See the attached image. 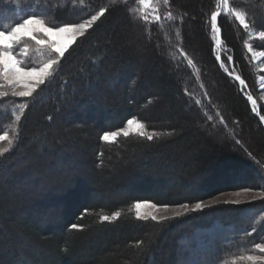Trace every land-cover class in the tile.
Masks as SVG:
<instances>
[{"label": "trees", "instance_id": "16d2710c", "mask_svg": "<svg viewBox=\"0 0 264 264\" xmlns=\"http://www.w3.org/2000/svg\"><path fill=\"white\" fill-rule=\"evenodd\" d=\"M169 2L166 14L173 18L148 23L137 0H0L4 28L29 14L62 26L108 9L34 98L9 90L0 98V135L7 132L13 141L0 156V264H250L239 257L262 255L254 244L264 238V199L160 222L136 218L138 202L194 205L235 182L237 189L264 192V105L258 97L264 71L245 47L247 40L255 52L264 51L257 35L264 0H229L255 27L246 31L222 12L220 60L210 18L220 0ZM26 43L32 66H42L49 56ZM24 46L16 52L22 62ZM133 118L155 134L153 140L100 139ZM57 183L64 200L51 197L60 190ZM115 211L118 219L100 220ZM244 211L250 220L239 222Z\"/></svg>", "mask_w": 264, "mask_h": 264}, {"label": "snow or ice", "instance_id": "6c2138e0", "mask_svg": "<svg viewBox=\"0 0 264 264\" xmlns=\"http://www.w3.org/2000/svg\"><path fill=\"white\" fill-rule=\"evenodd\" d=\"M137 3L139 5L147 6L150 3V0H137ZM157 3H159V0H157ZM163 4L170 6L169 0H163ZM215 7L217 10L212 11L210 14L211 28L214 34H219L221 31L217 21L218 17H221L222 12H230L235 20L239 22L240 26L246 31L250 27H255V25L247 19L246 12L236 11L234 6H229V0H220V3L215 5ZM107 11V8L101 7L95 15H91L89 19H86L83 22L64 23L62 26L59 23L50 26L45 22L44 18L36 14H29L26 18L14 23L10 28L0 26V79L4 82L3 84H0V98L9 96L8 89H11V95L13 97H33V94L37 93L38 90H41V86L45 85L49 81V78L54 75V71L58 70V65L62 58L65 57V53L76 42L77 38L83 37ZM167 18H173L171 11L167 13ZM182 18L183 17H181V19ZM141 19L147 21L148 17L144 15ZM161 19L162 17L160 15L157 14L155 16L156 22H159ZM257 35L259 41L264 42V25L257 29ZM177 36H179V33H177ZM27 41H33L36 45L37 51L49 56V59H47L42 66H32L31 57L28 56ZM217 43L219 44V41H217ZM21 44L25 45L22 53L24 56L23 62L17 58L16 54L17 46ZM245 47L248 52L253 53L254 56L256 55L253 44L248 43L247 40L245 41ZM182 55L186 54L182 53ZM259 55L264 56V51L260 52ZM220 59L221 57L217 56V60ZM226 62L231 63L232 57L227 56ZM187 63L191 65L193 61L188 59ZM224 66L225 61H221V67ZM262 71H264V69H262ZM234 79L238 81L240 85L246 87V82L240 75H235ZM261 86L264 87V79L261 80ZM247 100L252 103L253 111H257L255 107L257 102L253 99V96L248 95ZM196 103L200 104V101L197 100ZM27 107V104L21 105L20 111L23 112ZM217 115H219V113H217ZM49 119H51V117H49ZM207 119L212 120L213 117L208 116ZM16 120L19 121L20 116H16ZM260 121L264 122V115L260 116ZM220 123H224L222 116L220 117ZM134 129L137 135L142 136L149 141L153 140L155 134H147L145 124L135 118L127 121L126 128H121L119 131L114 132H105L100 139L114 142L121 134L124 137H128L133 133ZM2 141H7L9 146L0 148V156L8 153L13 146V141L9 138L7 132L0 135V142ZM237 143H239V141H237ZM236 195H239V193ZM225 203H239V201H225ZM209 206L210 205L203 202H198L191 209H189L187 204L182 207L188 211H197ZM144 207L156 208L157 206L155 204H148L147 202L136 203L134 208L137 219L146 220L149 218L148 215L141 213V209ZM166 210L167 208L165 207V211ZM181 214V212L174 213L177 217ZM120 215L121 213L119 211H115L111 215L100 216V220L111 222L118 219ZM168 218L169 217L166 216L158 218L155 214L150 215V219L156 222ZM72 227L75 229L77 228V225L74 224ZM253 231L255 232L256 229L253 228ZM248 235H251V233H248ZM141 243H143V241L137 242V244ZM254 250L260 254H264V238L261 239V242L254 244ZM239 259L247 260L250 264H264V255L240 256Z\"/></svg>", "mask_w": 264, "mask_h": 264}, {"label": "rangeland", "instance_id": "374dc122", "mask_svg": "<svg viewBox=\"0 0 264 264\" xmlns=\"http://www.w3.org/2000/svg\"><path fill=\"white\" fill-rule=\"evenodd\" d=\"M139 12H140L141 17L144 16V15H146L148 17V20L146 21L148 23H156L155 16L157 14L162 17L161 20H163L164 18L167 17V14H166V5L163 4V0H159V3H157V0H150V3L147 6H144V5H140L139 6ZM214 36H215V39L214 40H215L216 45L218 47L217 48V54L219 56L221 53H220V50H219V45L220 44L217 43V41H219L218 40V34H214ZM34 45H35V43H34ZM255 53H256L255 56L252 53V57H253L252 59L254 60V63L256 64V67L259 70L262 71V69H264L263 56L259 55L258 52H255ZM224 68L228 72L233 71V67H232L231 64L229 66L228 65L225 66ZM262 79H264V77H260L259 78V81H258L259 82V85H260V87H259V96L258 97H259V99L261 101V104L264 105V87L261 86V80ZM3 83H4L3 80L0 79V84H3ZM8 90L11 92V89H8ZM251 105H252V103H251ZM255 107H256V109L258 111V102L256 103ZM257 111H255V112L257 113ZM263 124H264V122H263ZM126 127H127V125H126ZM147 134H149V133L147 132ZM131 135L139 136V135H137L135 133V129H134L133 133L130 134L129 136H131ZM122 136H123L122 134L119 135L116 138V140L118 138L122 137ZM105 142H108V141H105ZM108 143H112V142H108ZM107 181H110V180H106V182ZM235 183H236V185H234V187H231L225 193H222V194L217 195V196H215L213 198H210V199L204 201L203 203H205L207 205H210L209 207H216L218 205H230V204L247 206V205H249L251 203H254L256 201H262L264 199V192H262L261 190H258V189L253 188V187H251V188H245V189H243V188L237 189L239 185H237L238 182H235ZM57 186H59L60 190H55V192H53L54 195L52 193H47L46 190H45V192L43 194L46 195L48 198L50 197L49 194H52L51 197L55 196V198H56V195H60L57 198H60L61 197V199H63L64 196H65V190L63 188V185H61V183H57ZM237 193H239V195H236ZM235 200H238L239 203H225V201H235ZM148 204H151V203H148ZM194 205H188L189 209L193 208ZM49 207H52V206L49 205ZM55 207L56 206H54V208ZM60 207L61 206H57L56 208H60ZM166 208H167V210L165 211V207H159V206H157L156 208L144 207V208L141 209V213L144 214V215H148L149 216L148 219H150V215L151 214H155L158 218L161 217V216H166V217L171 218V217H176L174 215V213H176V212H181L182 214H185L187 212H191V211L185 210L182 206L181 207H166ZM205 208H208V207H205ZM250 214H251L250 211H244V214L241 216L242 219H240L239 222L246 221V220H250V216H251ZM220 217L223 218L224 215H221ZM242 230L243 229L241 227L238 229L239 232H241ZM234 237H236V236H234ZM239 241H241V239ZM262 255H264V254H262Z\"/></svg>", "mask_w": 264, "mask_h": 264}, {"label": "water", "instance_id": "95a60500", "mask_svg": "<svg viewBox=\"0 0 264 264\" xmlns=\"http://www.w3.org/2000/svg\"><path fill=\"white\" fill-rule=\"evenodd\" d=\"M219 18V17H218ZM218 40H219V44H221V36H220V33L218 35ZM233 77V76H232Z\"/></svg>", "mask_w": 264, "mask_h": 264}]
</instances>
